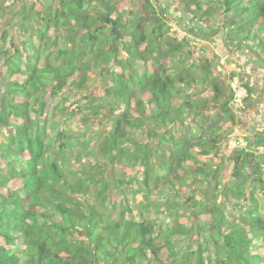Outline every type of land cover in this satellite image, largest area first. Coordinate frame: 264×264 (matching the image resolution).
I'll use <instances>...</instances> for the list:
<instances>
[{"label": "trees", "instance_id": "obj_1", "mask_svg": "<svg viewBox=\"0 0 264 264\" xmlns=\"http://www.w3.org/2000/svg\"><path fill=\"white\" fill-rule=\"evenodd\" d=\"M87 1L43 0L35 17L23 8L29 26L21 36L8 38L13 19L0 22V264H264V152H235L230 182L218 180L216 160L243 105L234 106L212 65L185 63L191 43L166 37L171 27L160 0L140 3L150 30L140 10L128 23L113 3L91 9ZM184 3L207 18L221 15L226 48L241 44L264 63V0ZM112 63L102 95L111 129L100 137L99 162L80 155L70 164L77 136L69 125L50 130L49 115L73 117L76 101L65 94L84 92L91 67ZM205 83L213 96L194 99L190 93ZM212 103L220 105L214 118L204 111ZM117 164L143 169L133 174L141 201L118 214L109 201L111 191L119 194ZM191 178L199 190L214 185L220 194L213 201L193 196L188 205L157 201L158 185Z\"/></svg>", "mask_w": 264, "mask_h": 264}, {"label": "rangeland", "instance_id": "obj_2", "mask_svg": "<svg viewBox=\"0 0 264 264\" xmlns=\"http://www.w3.org/2000/svg\"><path fill=\"white\" fill-rule=\"evenodd\" d=\"M43 0H0V22L3 19H13L11 28L9 29L10 36L13 33L14 36H21V32L24 27H28V19L26 18L28 11L30 17L43 14ZM102 0H88L86 5H89L91 9L96 6L103 7ZM113 3L119 11L125 15L123 18L125 21L130 19V13L137 14L140 10V3L145 0H107ZM161 7L165 9L168 20L170 21L171 30L167 34V38L172 42L187 38L190 41V46H186L187 55L190 54V58L186 57V64H208L212 65L213 76L223 81L226 85L227 91L232 93L231 84L237 82L240 87L246 92L244 100L240 103L235 100L232 101L234 106L243 105V110L237 112L238 125L234 133L230 136L222 147L221 156L217 157V162H220V167L223 168V175L218 176V180L223 182H230L233 173L232 157L237 151L254 150L258 153L264 152V63L259 59L254 52L249 50H235V45L230 43L229 45L234 49L228 50L223 44V38L220 36L221 25L223 23V17L217 15V18H207L202 13L196 11H190L184 0H160ZM101 3V4H100ZM204 5L206 2L203 3ZM94 7V8H93ZM25 8L26 10H23ZM194 9V8H192ZM142 18L146 21L145 29L150 30L152 27V20L149 18V13L145 10L139 12ZM219 14V13H218ZM130 23V22H128ZM183 25L191 27L192 32L183 30ZM211 30H218L215 34H210L209 37H202V32H209ZM31 30L25 36L26 38L34 36L31 34ZM33 33V32H32ZM208 34V33H207ZM17 38V37H16ZM125 42H131V38L128 33L125 36ZM9 41V39H8ZM16 45L19 43L18 39L15 41ZM251 47H255L251 42ZM60 47L64 46V42L60 41ZM19 46V45H18ZM8 44L3 46V49H7ZM245 48H249L248 44H244ZM256 52L259 50L254 49ZM7 51V50H6ZM260 52V51H259ZM8 54V53H7ZM123 57H126V53H122ZM115 68L114 63L96 67L92 66L90 71V81L87 85V89L82 92H70L65 95L68 97V101L75 100L76 104L73 105L69 111H75V115L71 118L69 116L60 117L53 114L49 115V129H54V124L58 123L57 129L64 128L69 125V129L76 134L75 140L76 146L72 157H70V164L74 162L75 158L80 155H86L84 162L89 161L94 165L99 162L98 159V144L100 137L106 135L111 129V108L107 106L106 101L103 100L104 89L108 84L112 82V74L110 71ZM141 73L142 71L139 70ZM203 73L197 71V75ZM248 90H251L252 94L249 100ZM194 99H209L213 96V92L208 83L190 93ZM235 95V93H234ZM88 97V98H87ZM245 101V102H244ZM108 102V100H107ZM114 106L118 105V100L113 102L109 100ZM122 104V103H120ZM92 107V108H88ZM84 109H87L85 111ZM67 111V110H66ZM204 111L209 117H215L220 111V105L210 104L204 108ZM69 118V119H68ZM69 122V123H68ZM133 134L138 137L140 131H134ZM77 170H80V164L74 163ZM143 169L139 165L135 166H123V164H117L113 169L114 173H120L121 183L119 184V194L116 191H111L109 198L112 212L118 214L126 205L134 207L138 204L143 194H138L136 191L140 186L134 182L133 174L141 177ZM179 174L185 175L183 170L179 171ZM199 182V181H198ZM205 185L207 183L205 182ZM181 192L178 194L177 192ZM157 201L161 204L174 203L177 200H182L188 205V199L193 196L197 198H206L211 201L215 200L220 194L214 185L201 186L200 190L191 178L189 182L175 185L174 188H167L158 185L154 190ZM179 195V196H178ZM179 198H178V197ZM165 208H162V211ZM184 210H180L182 213ZM136 215V214H135ZM138 217V216H136ZM164 215H161V219ZM187 243V242H186ZM180 244L183 247L186 246L185 240H180ZM196 245L193 244V247Z\"/></svg>", "mask_w": 264, "mask_h": 264}, {"label": "built area", "instance_id": "obj_3", "mask_svg": "<svg viewBox=\"0 0 264 264\" xmlns=\"http://www.w3.org/2000/svg\"><path fill=\"white\" fill-rule=\"evenodd\" d=\"M232 90L235 93V100L238 101L239 103L243 100L244 98V91L243 89L240 87V85L237 82H234L231 84Z\"/></svg>", "mask_w": 264, "mask_h": 264}, {"label": "clouds", "instance_id": "obj_4", "mask_svg": "<svg viewBox=\"0 0 264 264\" xmlns=\"http://www.w3.org/2000/svg\"><path fill=\"white\" fill-rule=\"evenodd\" d=\"M231 88H232V87H231ZM231 90H232V89H231ZM243 91H244V90H243ZM232 93L234 94V91H233V90H232ZM244 93H246V92L244 91ZM234 96H235V95H234ZM244 98H245V97H244ZM244 98H243V100H244ZM243 100H242V101H243Z\"/></svg>", "mask_w": 264, "mask_h": 264}, {"label": "flooded vegetation", "instance_id": "obj_5", "mask_svg": "<svg viewBox=\"0 0 264 264\" xmlns=\"http://www.w3.org/2000/svg\"><path fill=\"white\" fill-rule=\"evenodd\" d=\"M230 93V92H229Z\"/></svg>", "mask_w": 264, "mask_h": 264}]
</instances>
